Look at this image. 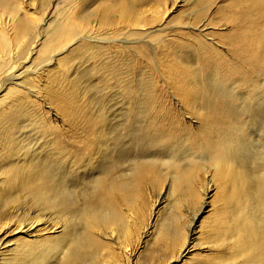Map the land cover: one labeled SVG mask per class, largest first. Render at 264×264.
<instances>
[{
	"label": "bare ground",
	"instance_id": "obj_1",
	"mask_svg": "<svg viewBox=\"0 0 264 264\" xmlns=\"http://www.w3.org/2000/svg\"><path fill=\"white\" fill-rule=\"evenodd\" d=\"M69 1L75 3H71L73 10H60L51 26L44 28L41 22L48 20L49 12L40 23L36 21L30 25L32 20L21 15L16 5L10 0H0V27L12 32V41L35 35L32 44L40 45L36 53L40 60L50 65L56 51L76 38L107 40L111 34L140 37L144 34L138 29L140 26L148 29L144 36L149 35L152 31L148 24L154 22V16L152 19L145 17L139 8L141 4H152L155 6L153 12L163 4L165 12L167 9L164 0ZM180 1L187 4V9L167 22L201 24L202 28L198 33H176V38L168 40H159L160 35L152 37L158 42L160 58H165L162 67L166 89L156 84L152 69L149 74H138V64H129V56L137 57L136 62L144 59L150 64L148 51L141 46L131 48L128 57L122 51L117 55L126 71L110 74L112 61L103 67L98 76L109 98L107 104L102 105L94 102L89 87L81 85L79 78L84 74L69 78L65 67L76 57H93L94 47L82 44L70 55L57 59L56 73L50 75L47 85L38 87L33 81V88L28 86L27 92L20 89L27 80L25 71L19 72L21 65L12 60L14 63L7 66L15 87H9L6 96L9 103L1 110L0 145L6 150L16 145L14 148L27 151V144L12 136L27 118L31 119V124L39 121L40 129L49 130L52 135L40 142L51 150L45 154V160L36 153L32 158L25 153L19 162L11 164L7 184L0 190V202L8 207L13 205L0 218L5 215L10 219L20 208L23 212L18 213L17 221L12 220L15 225L12 230L25 235L17 244L20 254L9 256L5 264H98L94 261L97 252L110 249L107 242L117 237L115 232L120 227L118 231L123 228L127 232L126 211L118 207L116 201L124 200L123 190L131 188L133 180L140 181L146 172L164 168L172 174L167 187L178 190L183 184H191L193 173L197 174L202 165L213 179L223 184V192L226 187L229 189L225 194L228 203L250 207L245 213L239 209L241 213L235 212L219 227L222 229L220 238L228 239L232 258L238 260L237 264H264V139L256 148L248 130L252 113L264 110V0H226L209 21L206 20L207 9L218 0ZM208 22L232 26L225 33L204 32ZM125 29L128 31L123 32ZM39 36L41 41L36 39ZM7 41L0 31V61L7 54ZM215 43L226 45V55ZM6 85L2 83L0 92ZM40 94L42 101L60 115V125L35 113L39 103L31 96L39 97ZM116 94L118 107L112 109ZM171 98L177 100V106L171 103ZM112 115L119 116L116 125ZM185 115L195 118L194 128L184 119ZM262 122L264 124V117ZM109 139L120 143L111 161L104 157L103 145ZM98 147L99 174L85 181L77 199L69 188L73 178L66 177L61 167L56 170L55 164L83 163L86 159L89 162ZM249 147L255 150L258 160L255 163L257 173L253 177L242 176L238 167L241 152ZM155 149L157 152L153 155L166 154L167 159L149 157ZM194 152L200 160H193ZM130 154L140 158L130 165L131 175L128 176L131 180L124 181L113 175L112 168L119 159ZM178 155L191 157L186 156L188 160L182 163L176 159ZM158 204L154 202L155 207ZM38 222L42 227L33 231ZM5 226L0 222V234ZM164 232L160 231L157 242L165 244V250L172 252L173 245L166 243L168 234ZM122 246L117 250L123 252L126 244ZM109 259L111 262L105 259L103 264H116L114 258ZM1 261L0 258V264H4ZM221 263L225 262L217 264Z\"/></svg>",
	"mask_w": 264,
	"mask_h": 264
},
{
	"label": "rangeland",
	"instance_id": "obj_2",
	"mask_svg": "<svg viewBox=\"0 0 264 264\" xmlns=\"http://www.w3.org/2000/svg\"><path fill=\"white\" fill-rule=\"evenodd\" d=\"M10 1L13 5H16L20 9L21 15L25 14L29 20H32L33 23L30 22V25H33L37 22L40 23L44 17V14L49 12L50 16L48 17V20H46V22H41L42 27L44 28H49L51 26V22L55 19L57 13L60 12V10L64 9L71 12L73 10V5L71 3L75 4L69 0ZM101 1L103 0H94L95 3ZM108 1L112 2L113 0ZM164 1L167 8L166 12L164 10V4L156 7L154 11L155 13L153 12V8L155 6L152 4H141L142 6L139 7L144 13L145 17L152 19L154 16V22L148 24L149 30L152 31L149 35L144 36L148 29L140 26L138 29H140L141 32H144V34L140 37L130 38L123 35L111 34L108 36L109 40L107 38V40L76 38L67 43L64 47H62V49H58L56 51L55 60L52 64L49 63L50 65H46V60L42 61L39 59L36 49H38L40 45L36 47L32 44V40H34L33 38L35 35L29 38L23 36L19 40L12 41V32L7 30V28L0 27L1 33H3L4 36H6V39L9 41H7V54H5V58L3 59L5 62L3 60L0 61V87H2L3 82L8 84L4 90L0 92V114L1 110L3 108L5 109V106H7L9 103V99H6L9 87H15L13 84H11L14 82V80H12L13 82L11 81V71L10 69L6 70L7 66L13 64L15 61L16 62L14 64L21 65L22 68L19 70V72L25 71V74H27V80L24 81V86L20 89L23 90V92H27L26 88L28 86L33 88L31 85L33 81L34 85L38 87H44L47 85L46 83L51 78L50 75L56 73L57 59L70 55L74 49H76L78 46H81L82 44H85L86 47H91V49L94 47L92 50L94 56L90 57L83 55L81 59L80 57H76L73 62L66 64L65 67L68 68L66 74L69 78L79 76L81 73L84 74L79 78V81L81 82V85L87 86L86 88L89 87L90 91H93L92 98L97 105H102L105 103L107 104V99L109 98V96L106 94L107 90L105 86H103V83L99 78L100 76L98 75L103 72V67L107 63H110L109 61H112V67L109 71L110 74H116L119 71L121 72L123 69L126 71L122 66L123 64L120 63L119 57L117 55L122 51L128 57L131 48L136 49L140 46L145 48L148 51L147 53L150 64L146 63L144 59H139V61L136 62L137 57H134V59L131 56H129V59L131 60L129 64H138V74H149V70L152 69L154 74H156V84L159 87L166 89V84L164 83L165 77L163 75L164 72L162 67V62L165 61V58H160L161 56L157 50L158 42L152 40V37H154V35H160L161 38H159V40H168L170 38H176L175 34L180 32L198 33L199 28H202V25L192 23L176 24L174 22L173 24L171 22H167L170 21L169 19H172L173 17L183 13L187 9V4L181 2L180 0H177L180 1L178 3L176 0ZM41 3H43L41 8H37V5H40ZM225 3L226 0H218V2L212 4L207 9V17L205 16L206 20L209 21L214 13L217 12L218 6ZM1 10L3 11L4 9L2 8ZM216 24L208 22V25L206 24L204 26V32L225 33L229 31L232 26L230 23L222 24V22H218ZM126 31H128V29H125L123 32ZM36 39L41 41L42 37L39 36L38 38L36 37ZM215 47L223 54L226 53V45L215 43ZM51 56H54V54ZM125 74H127V72H125ZM85 94L86 92H83V95ZM81 95L82 91H80L79 97H81ZM88 96L89 94L87 93V97ZM31 97L37 100L39 103V105L35 108V113L37 116L47 119L56 125H60V115H58V113H56L52 108L42 101V94H40L39 97ZM113 97L114 99L112 102L114 104L112 109H117V94ZM168 99H170V97ZM170 101L177 106V100L175 98H171ZM116 112L117 111H115V113ZM183 113L186 114L185 112ZM263 115L264 110H256L254 113H252V122L248 125V130L251 133L250 135L252 140H254L253 143L256 148L261 145V142L264 139V124L262 122L264 117ZM113 117L114 115H112V118ZM114 118L115 119L113 120L115 124L119 119V116L115 115ZM184 119L188 121V123L191 124L193 128L195 127V118L185 115ZM30 120L29 118L23 120L19 126V129L12 133V136L22 140V144H27L26 147L28 152L24 148H14L16 145L10 150H6L0 145V190L7 184L6 179L9 176V167L11 164L14 162H19L25 153L29 154V158H32L31 156L33 153H36L38 154L37 157H41L42 159L45 158L46 153H51L49 148H46L44 145L40 144L42 139L52 135L51 131H46L44 129L41 130L40 128L42 126L41 124L38 125L39 121L31 124L32 121ZM119 144L116 143V141L109 139L108 142L103 145L105 148L104 153H106L104 157L107 158L108 161H111L112 157L117 155ZM181 145L180 147L183 149V144ZM99 152L100 148L98 147L94 151L93 157L89 162H87L88 160L86 159L83 163L63 162V164L56 162L55 164L56 170L58 167H61L66 177L70 178L71 176V178H73L69 184V188L73 190L77 199L80 196L81 188L84 186L85 181L91 180L93 177L99 174V160L101 159V157H99ZM156 152L157 149L153 150L149 157L153 156L158 159H167L165 156L166 154H163L164 156L153 155V153ZM195 153L196 152L192 154V156L194 155V158L192 157L193 160H200L197 156V153ZM101 155L103 156V153ZM186 156L187 155H178V158L176 159L182 163H185L188 160ZM188 156L191 157V155ZM138 158H140V156L130 154L125 158L119 159V161H117L112 168V172H114L113 175L116 174L115 176L117 178L120 177L119 179H125L124 181L131 180V177L128 176L129 174L131 175L130 165ZM257 161L258 160L255 158V150L252 149V147L244 149L238 158V167L242 170L240 174L242 176L253 177L257 173V166L255 165ZM56 170L55 172L59 176ZM60 175L62 174L60 173ZM159 175L160 177H158ZM193 175H195V178ZM193 175L191 184H183L178 190H173L167 187L172 174H170L164 168L159 169V171L150 170L146 172L143 174V179L140 181L138 180L135 182L133 180L130 183L131 188L123 190L121 197L124 200L117 199L116 201V205L126 211L125 216L127 217H125V222L127 232L122 228V231L126 232V235L124 232L122 233V231H118L121 229L120 227L117 230L118 233L120 232V234H117V231L115 232L118 238L115 236L116 238H114V240L110 239V241L107 242L109 243L110 249H101L98 251L94 261L96 263L98 262V264H103L105 259H107L108 263L111 262L109 258H114L116 264H143L146 261L151 263L153 261L152 259H154V261L156 260L155 262H152L153 264H217L219 261L225 262L224 264H237L238 260L232 258L228 239L224 235V239L220 238L222 229L219 227L221 225H225L227 221L232 218L231 215L235 214V212L241 213V210L239 209L242 208V213H245L250 210V207L247 209L248 206L246 205L247 207L243 206V209L242 206L240 207L228 203L227 200H225V194L229 189L226 187L225 192H223V184L213 179V177L206 172V169L203 165L201 166L200 170L197 171V174L194 172ZM155 201L159 202L157 207L154 206ZM204 204L207 206L203 207ZM9 207L6 206L5 202H0V215L6 212V210H10L11 208L9 209ZM24 207L26 206H23V209ZM17 211L18 212H16L14 215L12 214L13 216L10 219L4 217L5 215L0 218L1 225L4 226L6 224L4 232L0 234V240L2 239L3 241L0 242V258L2 261H4V264L7 262L9 256L15 253L17 255L20 254V251L17 250L19 249L17 244L19 240L24 239L23 236H25L22 232H16V230L14 232V230H12V228L15 226L12 220L17 221L18 213L21 214L23 212L20 208ZM31 216L33 217L34 213ZM37 225L38 226H36L33 231L36 229L39 230L42 227L40 222H38ZM161 230L168 234V241L166 243H171L173 245L172 252L165 250L167 249L165 244H158L157 238ZM100 233L103 234L102 232ZM215 233L218 234L215 235ZM122 234L123 236H121ZM127 236H129V238H126ZM123 237L125 240H123ZM104 239H106V237ZM125 244L126 246L123 249V252L117 250L119 246L123 245L122 247H124ZM14 248L16 251H13ZM112 251L114 252V255L112 254ZM160 253L162 255L164 253V255L161 256Z\"/></svg>",
	"mask_w": 264,
	"mask_h": 264
}]
</instances>
